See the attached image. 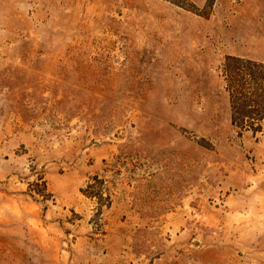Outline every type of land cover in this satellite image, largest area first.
I'll return each mask as SVG.
<instances>
[{
    "label": "rangeland",
    "instance_id": "rangeland-1",
    "mask_svg": "<svg viewBox=\"0 0 264 264\" xmlns=\"http://www.w3.org/2000/svg\"><path fill=\"white\" fill-rule=\"evenodd\" d=\"M234 58L264 0H0V264H264Z\"/></svg>",
    "mask_w": 264,
    "mask_h": 264
},
{
    "label": "trees",
    "instance_id": "trees-1",
    "mask_svg": "<svg viewBox=\"0 0 264 264\" xmlns=\"http://www.w3.org/2000/svg\"><path fill=\"white\" fill-rule=\"evenodd\" d=\"M236 60L238 67L233 70H229L230 65L226 64L232 123L240 131L256 134L264 130V62L241 58Z\"/></svg>",
    "mask_w": 264,
    "mask_h": 264
}]
</instances>
